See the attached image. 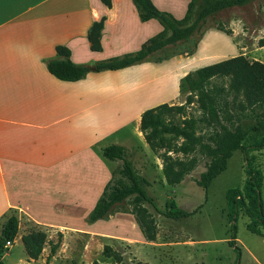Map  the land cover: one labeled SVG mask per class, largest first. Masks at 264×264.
Masks as SVG:
<instances>
[{"label":"crops","instance_id":"0c3cea01","mask_svg":"<svg viewBox=\"0 0 264 264\" xmlns=\"http://www.w3.org/2000/svg\"><path fill=\"white\" fill-rule=\"evenodd\" d=\"M152 2L175 16L158 0ZM101 16L100 49L92 50L86 31ZM160 29L155 18L140 19L130 0H111L110 6L100 0H0V226L10 209L17 215L15 235L1 257L5 263L68 264L52 259L63 239H69L67 248L87 247L105 260L110 256L101 253L103 244L122 247L121 240H132L129 229L135 224L142 239L129 245H162L146 239L129 213L86 220L117 164L102 156L101 147L118 143L127 152L134 137L141 141L142 110L164 102L166 87L175 94L179 76L190 69L178 63L197 62L196 57L202 63L206 52L200 47L209 46L210 38L204 36L191 55L168 56L176 57V65L167 79L158 72L164 57L149 59L158 49L138 62L89 70L76 80L59 79L45 67L56 57V45L69 49L71 61L89 64L134 51ZM141 144L148 148L145 141ZM49 242H57L53 251ZM192 242L186 237L179 244Z\"/></svg>","mask_w":264,"mask_h":264},{"label":"trees","instance_id":"16d2710c","mask_svg":"<svg viewBox=\"0 0 264 264\" xmlns=\"http://www.w3.org/2000/svg\"><path fill=\"white\" fill-rule=\"evenodd\" d=\"M248 1L202 0V5L199 6L195 16L184 23L193 8L194 0L187 1L185 12L179 18L167 10L157 8L152 0H132L140 19L155 18L161 25V29L146 38L136 50L82 64L69 59L67 47L56 45V57L47 59L45 67L53 76L62 80L82 78L89 70L121 68L142 60L167 44L185 39L209 14ZM100 2L106 6L111 4V0H100ZM102 23L103 16L92 21L87 28L86 38L92 50L100 49L99 36ZM217 28L228 33V30ZM223 77H227L226 87L212 82V79ZM178 87L180 90L185 88L188 93L195 95L197 107L201 110L200 115L185 113L183 103L161 102L142 110L138 120V130L148 147L160 159L164 180L171 185L178 183L182 176L194 167L197 161L195 153L200 152L208 156L209 161L205 169L200 172L196 183L206 190L211 180L225 168L226 159L232 151L235 149L241 151L246 164V176L240 187H227L224 192L231 231L227 243L237 251L234 244V220L238 209L243 210L249 218L246 222L248 230L261 234L259 225L264 222L260 198L262 172L249 165L247 155L249 150L264 148V63L258 59L248 60L241 53L234 54L186 72L180 78ZM225 97L229 99L226 100ZM228 103L236 110L239 117L251 120L248 129L259 136L245 144L242 142L243 131L237 124L231 121L226 125L219 120L218 111ZM172 112L181 113L178 121L166 116ZM101 154L105 158L116 160L117 164L110 171L109 178L87 212V221L103 217L114 203L132 196L131 212L143 236L146 239H153L156 232L154 221L142 205L143 201L151 204L165 217L179 221L195 213L200 207L201 204L187 210L178 206L174 199L169 198L164 202L163 208L159 209L154 203L153 196L146 191L148 180L134 168L124 145L106 144L101 147ZM16 229V210L10 209L0 226V264H7L1 258L7 250L4 242L8 239L12 240ZM56 244L57 242H49L50 251L54 250ZM101 253L123 264L120 251L110 245L103 244ZM92 264L100 263L93 260ZM231 264H237V260L234 259Z\"/></svg>","mask_w":264,"mask_h":264},{"label":"rangeland","instance_id":"374dc122","mask_svg":"<svg viewBox=\"0 0 264 264\" xmlns=\"http://www.w3.org/2000/svg\"><path fill=\"white\" fill-rule=\"evenodd\" d=\"M187 1L158 0L161 5L172 9L176 17L183 15ZM130 3L133 5L131 0ZM200 5H202V0H194L193 8L184 23L195 16ZM172 15L174 14L172 13ZM217 27L228 30V33ZM204 36L206 41L209 38L210 41L208 42L209 46L206 43L200 47L202 52H206L204 53L206 55L202 57V63H200V58L196 57L197 62L193 60L186 63L185 60H181L178 63L180 67L190 65L188 71H191L196 68L194 67L195 64H198L197 67H199L238 53L243 54L248 60L258 59L264 63V0H249L242 5H233L209 14L199 23L192 34L185 39L163 46L153 52L149 59L164 57V64H161L162 66L158 68V72L160 74L164 72L165 79H167L169 70L175 68L176 57L193 54ZM229 44L232 45V50L228 48ZM173 55H176V57L169 60L168 56ZM179 72H181L180 69H177L176 73ZM183 75L181 73L179 77L181 78ZM212 82L226 87L227 77L215 78L212 79ZM225 98L226 100L229 99ZM164 102L169 104L183 103L185 113H191L194 116L201 113V110L197 107L195 95L188 93L185 88L181 90L179 87L176 88L175 94L172 95L170 89L166 87ZM218 115L222 123L228 125L232 121L241 128L243 143L246 144L259 136L249 131L248 126L251 124V120L239 117L236 110L229 103L226 106L223 105L222 109L218 111ZM166 116L178 121L181 113L172 112ZM203 130L206 131L204 128ZM141 142H144V140L138 141V138L134 137L132 143L129 144L127 155L135 169L148 179L150 184L145 188L153 196L156 207L162 209L164 202L169 198L174 199L178 206L187 210H191L199 204L201 205L195 213L179 221L165 217L157 212L151 204L143 201L142 205L154 221L156 232L153 239L155 242L160 240L163 243L162 245H156L152 242L148 244L133 242L135 245H129L127 243L129 241L142 239L136 233L135 224V228L129 229L130 235L128 236L132 240H121L122 247L111 246L113 249L120 251L123 264H231L234 259L237 260V264H264V222L259 225L261 234L248 230L246 222L249 218L241 209H238L234 220V244L238 255L236 249L227 243L231 231L229 229L230 220L224 192L227 187H240L246 176V164L239 149L232 151L226 159L225 168L211 180L205 190L196 183V179L200 172L205 169L206 163L209 161L208 156L196 152L197 161L194 167L186 172L178 183L171 185L164 182L162 184L159 181L161 176L159 177L157 170L158 163L161 164L160 159L149 147L142 146ZM247 155L249 165L262 172L260 198L264 214V148L249 150ZM131 198L132 196H128V198L114 203L109 213L122 212L134 216L131 212ZM105 218H108V214ZM123 223V227L128 229L127 224L129 222L123 221ZM186 237L194 239L195 242L180 246V240ZM68 241L69 239L62 240V245L58 249L59 253L54 254L52 259H63L68 264H92L93 260L100 264H119L112 257L102 260L92 252L88 253L87 247L80 250L74 247L67 248Z\"/></svg>","mask_w":264,"mask_h":264},{"label":"built area","instance_id":"2783aa9c","mask_svg":"<svg viewBox=\"0 0 264 264\" xmlns=\"http://www.w3.org/2000/svg\"><path fill=\"white\" fill-rule=\"evenodd\" d=\"M10 244H11V240L10 239H8V240H5V242H4V246L5 247H9L10 246Z\"/></svg>","mask_w":264,"mask_h":264}]
</instances>
